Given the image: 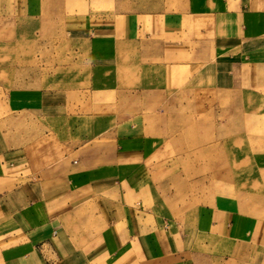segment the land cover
Returning <instances> with one entry per match:
<instances>
[{
  "label": "crops",
  "instance_id": "obj_1",
  "mask_svg": "<svg viewBox=\"0 0 264 264\" xmlns=\"http://www.w3.org/2000/svg\"><path fill=\"white\" fill-rule=\"evenodd\" d=\"M34 1L0 0V22L61 52L42 58L55 74L4 90L25 132L0 123V264H264V0ZM211 92L212 110L193 102ZM210 161L194 202L182 178L209 189Z\"/></svg>",
  "mask_w": 264,
  "mask_h": 264
},
{
  "label": "rangeland",
  "instance_id": "obj_2",
  "mask_svg": "<svg viewBox=\"0 0 264 264\" xmlns=\"http://www.w3.org/2000/svg\"><path fill=\"white\" fill-rule=\"evenodd\" d=\"M153 2H148L145 0H89V4L92 8L96 9L98 12H104V11H110V12H116L117 14L126 12L128 10H134V9H144V8H151V9H156V10H169V9H174L178 3H180V0H152ZM40 3H38V0L33 2V8L36 11L37 9L40 8L39 6ZM86 4L84 1L76 2L73 4L68 3L66 10H69V12H72L73 10L75 11H83L86 9ZM21 20V19H18ZM23 21V20H22ZM62 23L59 25L61 26ZM14 25V19H11V21H5V22H0V74L1 78H4V80H1L0 82V123L2 125L3 131L5 135L8 137V135L11 132H17L22 133L25 132L24 129V123L25 119L22 116L19 115H12L9 112H7V108L5 105L6 99L4 98V93L6 89H9L10 87L13 86H24L25 84H39V81H28L27 83L24 82L21 77L23 76L24 78V73L29 72V70H32L34 73L37 75L34 76V78H40L43 77L44 79L47 77L46 75L50 74H55L56 70L53 68L52 65L49 66L47 69L45 66V63L42 62V58H44L46 53H49L48 58L56 57L57 54H60L61 52L58 53L56 48L50 49L47 51H42L40 49V42L41 41H46V35L44 33H40L38 29L35 30V32L32 34L26 35V33H17L15 31V26ZM59 25H52V28L54 27L53 31H59L60 27ZM58 34L55 32L50 33L49 35V43L51 45L57 44L56 43V38ZM27 43V44H26ZM32 44H37L35 50L34 48L31 49ZM28 45V47H26ZM28 61L29 64H26ZM13 73V74H12ZM16 73V74H15ZM17 75V82H9L7 79L10 76H16ZM50 84L49 81H45L44 85ZM193 102H198V105H205L212 110L214 106L217 105L218 103V98L215 96L214 93H209V97L202 100L200 96L197 98L193 99ZM98 103L103 102L102 100H98ZM104 108L98 106V111H102ZM209 116L210 120L214 116L213 114L209 113V115H204V114H198L196 117L197 118H204ZM30 126H33L34 121L29 120L28 121ZM13 127V128H12ZM23 128L21 130L20 128ZM15 129V130H14ZM211 136V135H210ZM51 140H54L49 138V142ZM240 149L237 148V152H239ZM216 147H210V153H213L216 155ZM197 154V150L193 151V155ZM206 164V163H205ZM254 162H249L248 166L252 165ZM216 165V162H208V174H209V189H203L200 186V182L198 180L199 177H192V179L189 178H182L183 181H190V184L188 183L189 190L186 193L188 195V198H191L194 202H200L203 198L206 197V193L209 191V196H212V182H213V177H212V169H214ZM228 165V164H227ZM231 165V164H230ZM200 167H198V170ZM231 172L233 168L231 167ZM201 171V170H199ZM229 172V170H227ZM233 173V172H232ZM235 172L233 175L230 176V179H226L227 181H231L232 183L235 184L236 182L240 184H246L248 183V178L247 177H236ZM185 177V176H184ZM181 179H178L177 182L182 181ZM182 181V182H183ZM176 181L173 179L172 183V188L179 190V184L177 183V186H175ZM203 196V198H201ZM197 197L200 198V200L196 199ZM186 212V211H184ZM181 213L182 214H184ZM177 215V219L181 216Z\"/></svg>",
  "mask_w": 264,
  "mask_h": 264
}]
</instances>
